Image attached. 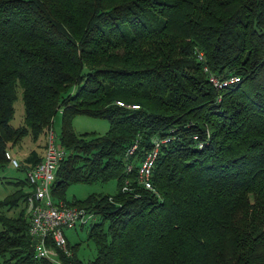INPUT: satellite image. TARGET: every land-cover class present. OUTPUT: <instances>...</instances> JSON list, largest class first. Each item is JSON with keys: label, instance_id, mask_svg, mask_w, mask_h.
Returning <instances> with one entry per match:
<instances>
[{"label": "trees", "instance_id": "trees-1", "mask_svg": "<svg viewBox=\"0 0 264 264\" xmlns=\"http://www.w3.org/2000/svg\"><path fill=\"white\" fill-rule=\"evenodd\" d=\"M210 74L239 78L217 87ZM58 110L66 154L51 195L95 213L96 248L84 260L67 241L61 264H264V0H0V166L25 136L47 137ZM76 114L109 126L78 133ZM154 135L168 139L153 190L137 165ZM109 179L113 192L65 196L71 182ZM15 183L0 199L1 263L58 264L34 255L29 182Z\"/></svg>", "mask_w": 264, "mask_h": 264}, {"label": "built area", "instance_id": "built-area-1", "mask_svg": "<svg viewBox=\"0 0 264 264\" xmlns=\"http://www.w3.org/2000/svg\"><path fill=\"white\" fill-rule=\"evenodd\" d=\"M206 69V67H205ZM238 76L227 78L210 74L209 79L217 87H222L229 82L238 80ZM120 105L138 107L137 103H125L117 99ZM168 137L154 135L153 146L148 148L138 161V179L145 187L153 189L150 182L151 169L161 142ZM137 147V142L132 143L127 153H132ZM66 149L57 140V135L51 129L47 132L46 144L42 158L26 170L30 193L27 195V212L29 218L28 231L34 239V255L45 257L61 264L58 258L59 251L69 255L67 239L63 232L64 227H73L76 224L86 225L95 219V213L84 206L68 205L63 200L55 202L51 195V186L56 177V171L61 159L65 156ZM8 164L18 167L20 162L9 148L5 150ZM127 170L132 168V163L127 164ZM126 185H123V189Z\"/></svg>", "mask_w": 264, "mask_h": 264}, {"label": "rangeland", "instance_id": "rangeland-1", "mask_svg": "<svg viewBox=\"0 0 264 264\" xmlns=\"http://www.w3.org/2000/svg\"><path fill=\"white\" fill-rule=\"evenodd\" d=\"M14 114L10 122L13 125H18L23 122V101L21 95L18 94L14 101ZM61 114L60 110L55 114L52 124V130L57 135L60 131ZM108 120L103 117H94L85 114H76L72 119V127L78 132L84 131H94L96 133H103L108 128ZM51 129H48L50 131ZM46 139V136L40 135L36 141L31 140L28 136H25L21 141V146L24 147L23 154L19 153L18 144L11 147L15 151V156L18 160H22L33 148L38 151L42 149L43 145L39 147L40 144ZM44 144V143H43ZM22 148V147H21ZM26 170L11 166L9 164L0 166V199L4 198L8 193L15 190L17 185L15 181L18 178L26 177ZM23 190L27 191L30 186L25 184L22 186ZM123 188V186H122ZM116 189V179H109L107 181H94L92 183L85 182H71L67 185L65 189V196L67 199H71L76 196L77 198H84L92 192H113ZM87 226H81L76 224L73 227H64L63 232L69 243V245L77 243V254L80 258L87 260L95 255L96 248L92 240L87 238ZM68 248V246H67ZM0 264L1 258H0Z\"/></svg>", "mask_w": 264, "mask_h": 264}]
</instances>
